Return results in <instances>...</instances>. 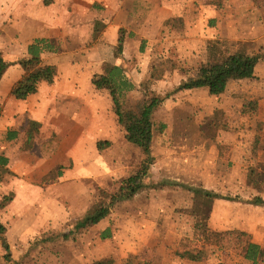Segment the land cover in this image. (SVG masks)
I'll return each mask as SVG.
<instances>
[{
	"label": "rangeland",
	"instance_id": "obj_1",
	"mask_svg": "<svg viewBox=\"0 0 264 264\" xmlns=\"http://www.w3.org/2000/svg\"><path fill=\"white\" fill-rule=\"evenodd\" d=\"M192 3L195 9L204 6L209 10L213 20L205 22L206 31L211 22H216L211 24V31L216 34L210 35L207 54L208 49L214 48L217 53L244 52L264 58V0H192ZM96 22V31H103L102 21ZM166 24L164 33L174 30L183 37L182 19ZM179 50L178 46L177 52H170L172 63L177 55L184 56ZM115 54H120V50ZM200 57L194 61L193 69H189L191 66L185 69L189 74L181 86L199 74L200 63L204 61L203 55ZM175 62L174 67L187 66L178 63V59ZM168 65L155 64L153 78L142 85V91L132 90L123 100L126 108L162 101L153 114L162 129L156 133L152 147L154 164L143 180V189L113 205L109 213L112 225L130 228L135 233L157 230L154 244L158 243L161 252L167 243L170 248L175 246L176 254H172L175 262L241 264L244 248L249 239L255 238L245 228L259 221L264 224V207L251 204L258 197L264 200V128L254 124L256 131L263 133L260 152H256L258 147L252 133H244L241 140L240 127L245 124L250 127L251 120L247 115L240 116L248 97L241 92L243 87L239 83H231L228 91L219 96L208 91L188 92L177 101L172 97L182 92L181 86L172 92L153 91L152 82L162 77ZM109 68L112 67L105 68V74ZM102 99L113 104L106 90L98 93L100 104ZM18 118L16 129L21 139L11 143L0 138V155L9 159L8 167L0 168V224L6 228L12 256V262L6 260L7 252L0 239V264H69L76 243L72 239L77 238L72 233L84 219L77 220L75 212L92 213L97 205H109L127 181L141 174L146 157L126 141V132L115 118L106 115L98 124L77 128L84 136L95 132L108 135V139L98 141L107 142V147L101 151L97 147V153L87 157L83 151L95 148L94 141L82 144L77 171L73 164L65 166L70 170L65 182L52 184L61 173L57 168L39 183L35 178L41 173L34 172L33 167L39 170V160L46 157L42 153L44 142L27 140L24 132L34 133L38 127L28 118L22 121ZM197 190L232 201L209 200L204 195L197 196ZM141 212L145 216L138 214ZM126 215L130 216L126 223L118 221ZM262 229L258 228L257 234L264 239ZM163 255L168 253L165 251ZM142 256L149 257L146 249ZM153 260L154 264H163L164 259Z\"/></svg>",
	"mask_w": 264,
	"mask_h": 264
},
{
	"label": "crops",
	"instance_id": "obj_2",
	"mask_svg": "<svg viewBox=\"0 0 264 264\" xmlns=\"http://www.w3.org/2000/svg\"><path fill=\"white\" fill-rule=\"evenodd\" d=\"M193 7L192 0H0V52L5 61L13 65L0 84V105L3 107L0 138L11 143L21 139L16 129L17 116L20 121L28 118L38 127L34 133L24 132L27 140L44 142L41 144L44 148L42 153L46 157L39 160V170L33 167L34 172L41 173L35 181L43 182L58 168L61 175L52 184L65 182L68 179L66 173L70 171L65 166L73 164V169L77 171V156L82 144L94 141L95 148L83 151L88 157L97 153L98 141L109 138L96 132L84 136L77 128L78 125L98 124L106 115H112L117 122L113 104L102 99L103 107L98 101L99 91L105 90L98 91L92 85L95 76L105 75L107 66L120 67L134 86V92H140L142 85L153 78L155 64L169 63L162 77L154 79L152 87L153 91L172 92L185 81L189 74L185 69L190 66L189 69H193L194 61L201 58L200 54L204 59L200 66L205 64L207 44L216 34L211 31V24L216 22H211L206 31L205 22L213 20L209 10L204 6L199 9ZM178 19L185 23L183 37L174 30L164 33L167 29L165 24ZM97 20L104 25L101 32L96 31ZM39 39L56 41L61 47L56 54L42 55L43 67L55 68L56 76L51 84L42 82L37 94L19 101L12 95V88L25 75L19 63L30 58L29 48ZM178 46L184 56L177 55L172 63L170 52H177ZM117 50H120L118 55L115 54ZM175 59L187 66L174 67ZM234 83H239L238 86L243 87L241 92L248 97L241 106V118L244 106L256 103L257 121L264 128V60L256 68L255 79ZM207 91L205 88L182 91L172 100L177 101L184 93L205 94ZM243 127L241 125L239 133L241 140L244 133H252L255 137L254 121L250 127ZM83 211L75 212L77 220L85 219L90 213L89 210ZM138 214L145 216L144 212ZM129 217L120 216L118 221L126 223ZM112 221L109 216L95 227L75 230L72 233L77 237L72 239L76 242L73 244L75 248L68 263L152 264L154 257H163V264H182L172 258L175 246L170 248L172 246L167 243L161 252L158 243L154 244L157 230L148 234L135 233L127 227H113ZM258 225H262L261 221L245 230L255 237L252 243L263 248L264 239L257 234V229L263 231L264 224ZM105 234L108 237L103 239ZM145 249L149 257L142 256ZM165 251L168 255H163Z\"/></svg>",
	"mask_w": 264,
	"mask_h": 264
},
{
	"label": "trees",
	"instance_id": "obj_3",
	"mask_svg": "<svg viewBox=\"0 0 264 264\" xmlns=\"http://www.w3.org/2000/svg\"><path fill=\"white\" fill-rule=\"evenodd\" d=\"M121 43L122 40L120 42V49ZM60 48V45L56 41L46 39L36 40L34 44L30 46V58L19 63L25 75L22 80L12 88V95L15 99L25 101L30 96L38 93V86H40L42 82L50 84L54 82L56 70L53 67H43L42 55L44 53L56 54L60 52ZM263 60L264 58L259 55H250L244 52H236L234 54L217 53L214 52V48L213 50L208 49L207 60L205 64L200 67L199 74L195 78L186 81L179 88V91H192L205 88L209 90L211 95L219 96L225 93L231 82L255 79L256 68ZM12 66V64L5 61L0 52V84L5 74ZM92 85L95 86L97 90H106L109 92L113 102V111L117 123L126 132V141L141 150L146 158L142 163L141 174L127 181L124 188L120 190V194L113 197L109 205H97L98 207L94 209L92 213L86 214V218L77 226V229L81 230H87L99 225L110 216L109 213H111V208L115 203L122 201L120 199L131 198L143 189V180L147 177L150 167L154 164L152 147L154 145L156 133L159 129H162V127L154 121L153 117L155 110L160 106L162 101L152 100L150 104L145 103L135 108H126L123 100L126 94L134 89V86L130 84L124 71L120 67L109 68L105 75L95 76ZM2 110L3 107L0 105V117L2 115ZM243 114L249 116L251 120L249 124H252L254 121V124L257 125L258 128H263V125L257 121L258 106L256 103H248L243 109ZM257 127H254L255 131ZM254 139V145L258 147L256 152H260L263 133L259 132V129L256 131ZM107 145V142H98L97 150L101 151L103 148L107 147ZM8 165L9 159L0 156V168L6 169ZM195 194L197 196L204 195V197L209 200L232 201L231 199L220 198V196L204 190H197ZM6 200H12V198H5V201ZM251 204L264 207V200L258 197L255 198ZM107 231H109V229ZM5 234L6 228L0 224V239L3 248L7 252L5 258L7 261L12 262L10 246L6 240ZM107 237V234L102 236L103 239ZM240 260L241 264H264V249L252 243V240L249 239L241 254ZM96 264L107 263L98 262Z\"/></svg>",
	"mask_w": 264,
	"mask_h": 264
}]
</instances>
